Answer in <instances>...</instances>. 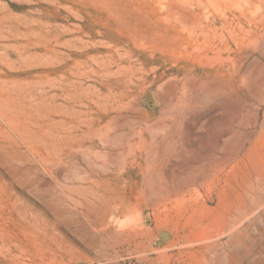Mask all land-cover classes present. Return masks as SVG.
<instances>
[{
    "label": "rangeland",
    "instance_id": "rangeland-1",
    "mask_svg": "<svg viewBox=\"0 0 264 264\" xmlns=\"http://www.w3.org/2000/svg\"><path fill=\"white\" fill-rule=\"evenodd\" d=\"M0 264H264V0H0Z\"/></svg>",
    "mask_w": 264,
    "mask_h": 264
}]
</instances>
